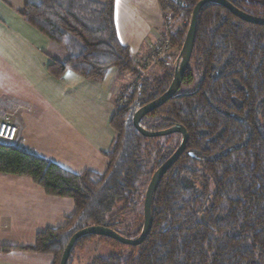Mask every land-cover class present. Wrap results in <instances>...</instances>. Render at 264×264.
Instances as JSON below:
<instances>
[{
  "label": "trees",
  "instance_id": "1",
  "mask_svg": "<svg viewBox=\"0 0 264 264\" xmlns=\"http://www.w3.org/2000/svg\"><path fill=\"white\" fill-rule=\"evenodd\" d=\"M200 1L158 0L167 26L163 34L168 35L172 51L156 64L166 69L170 58L175 59L171 70L151 81L143 77V64L119 41L115 0H24L25 21L69 53L66 61L54 60L48 67L53 77L74 72L102 81L115 68L140 81L124 86L116 101L111 119L116 136L105 154L104 174L78 175L39 156L20 140L0 142L1 174L29 177L47 195L70 198L76 207L64 226L39 233L32 247L20 250L51 254L53 264H60L72 236L86 227H110L128 238L140 235L144 218L133 231L122 233L118 228L124 224L123 216L138 209L143 182H149L182 139L175 134L161 143V138L144 137L133 118L169 88ZM229 1L264 18L262 6ZM176 20L182 22L180 26L169 25ZM191 62L194 69H188L183 82L192 83L197 77L195 88L185 92L191 95L172 97L141 121L152 131L182 125L189 134L185 152L154 194L150 234L138 246L84 236L68 264H73L78 248L93 240L115 250L129 249L130 254L99 257L92 264H264V26L208 3L198 16ZM123 98L127 105L121 103Z\"/></svg>",
  "mask_w": 264,
  "mask_h": 264
},
{
  "label": "crops",
  "instance_id": "2",
  "mask_svg": "<svg viewBox=\"0 0 264 264\" xmlns=\"http://www.w3.org/2000/svg\"><path fill=\"white\" fill-rule=\"evenodd\" d=\"M23 7L24 0H0V117L10 115L19 126L17 140L39 156L78 175L104 174L116 136V101L132 75L114 68L102 81L74 72L53 77L48 67L69 53L28 24ZM114 18L120 43L144 65L163 26L158 0H115ZM75 212L72 199L47 195L29 177L0 173V264H53L51 254L20 248L32 247L39 233L64 226Z\"/></svg>",
  "mask_w": 264,
  "mask_h": 264
},
{
  "label": "water",
  "instance_id": "3",
  "mask_svg": "<svg viewBox=\"0 0 264 264\" xmlns=\"http://www.w3.org/2000/svg\"><path fill=\"white\" fill-rule=\"evenodd\" d=\"M208 3H215L218 4L227 10H229L234 16L237 18L256 25L264 26V18L257 17L251 15L239 8H237L231 1L229 0H201L196 7L194 8L192 14V20L190 23L189 30L187 32V36L183 47L180 51L179 58L176 63V68L174 70L173 80L167 89V91L161 95L159 98L147 103L140 109H138L133 118V124L137 131L144 137L147 138H162L168 137L171 135L179 134L182 136L181 143L177 150L173 153V155L160 167L158 168L151 177L149 185L147 187V191L145 194L144 199V225L140 235L137 238H128L119 233L118 231L104 226H89L86 227L77 233H75L72 238L70 239L60 261V264H68L69 258L71 256V252L75 246V244L80 240L82 237L87 235H94V236H103L110 239H113L119 242L122 245L127 246H138L141 245L152 229V201L156 189L159 183L162 181L165 174L172 168V166L178 161L180 156L185 152L186 146L189 140V134L186 128L182 125H175L171 128L160 130V131H152L148 130L141 125V121L144 117H146L151 112L155 111L162 105H164L167 101H169L172 97L181 98L184 96H189V93H181L180 89L184 82V78L188 72L189 65L192 59L193 47H194V40L196 35L197 29V22L198 16L203 8L204 5Z\"/></svg>",
  "mask_w": 264,
  "mask_h": 264
},
{
  "label": "rangeland",
  "instance_id": "4",
  "mask_svg": "<svg viewBox=\"0 0 264 264\" xmlns=\"http://www.w3.org/2000/svg\"><path fill=\"white\" fill-rule=\"evenodd\" d=\"M244 1H246L249 4L258 5L259 7H261V6L264 7V0H244ZM181 23L182 22L180 20H176V22H174V24L171 22L169 25H171V26L173 25L175 28L177 26H180ZM163 24L166 25L165 20L163 21ZM166 28H167V26H166ZM166 28L164 26H162L161 29L159 30V35L165 33ZM149 54L152 55L154 53L151 52ZM162 57H164V55L159 56V55L155 54L154 57L144 58L143 77L145 79H149V80L153 81L155 79L161 78L168 70H171L173 68V61L175 59L174 56H172L170 58L169 62L166 65V69L157 66V64H156L157 60L162 58ZM189 69H191V70L194 69L193 62L190 63ZM131 77H132V82L129 81V79ZM130 78L129 79L126 78V81L124 82V84H129V83L134 84L135 82L137 83L140 81V79L138 77H135L133 75L130 76ZM197 82H198V80L196 77L192 83H189V84L183 83L181 86L180 92L185 93V92L192 91L195 88ZM121 103L127 105L128 101H127V99L123 98ZM180 137L182 139V136H180ZM176 140L178 141L179 139L176 138ZM160 141H161V143H167L169 141V139L167 137H162ZM172 149H173V147H172ZM150 180H149V182H150ZM149 182H146V181L143 182V186L141 189V196H142L141 200L142 201L139 204L138 209L136 211L129 210L123 216L124 224L122 227L118 228V230L120 232L125 233L127 231H133V229L135 228L137 223L142 218H144V199H145V194H146ZM120 207L121 206H119V208ZM93 241H96L97 244H95V242L94 243H88V244L84 245L83 247L78 248L75 251L74 258H73V264H92L93 261L99 257H107V256L112 255V254H122L124 256H128L130 254L129 249L115 250V249H112L111 247H107L105 245L98 244L97 240H93Z\"/></svg>",
  "mask_w": 264,
  "mask_h": 264
},
{
  "label": "built area",
  "instance_id": "5",
  "mask_svg": "<svg viewBox=\"0 0 264 264\" xmlns=\"http://www.w3.org/2000/svg\"><path fill=\"white\" fill-rule=\"evenodd\" d=\"M154 54L162 56L171 50V42L167 34H160L157 39L149 44ZM19 126L16 125L10 115L0 117V142L12 144L17 141Z\"/></svg>",
  "mask_w": 264,
  "mask_h": 264
}]
</instances>
